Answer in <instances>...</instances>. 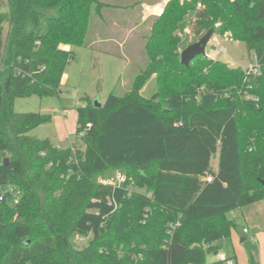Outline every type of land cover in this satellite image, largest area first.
<instances>
[{"label": "trees", "instance_id": "16d2710c", "mask_svg": "<svg viewBox=\"0 0 264 264\" xmlns=\"http://www.w3.org/2000/svg\"><path fill=\"white\" fill-rule=\"evenodd\" d=\"M196 1L170 0L155 16L130 90L77 108L81 148L31 135L52 115L14 103L60 96L72 47L94 49L103 32L91 34L92 16L109 26L122 10L101 0H8L0 10V264H225L206 253L236 226L228 213L264 202V0ZM46 7L59 11L46 32H26ZM187 27L231 32L259 71L208 54L183 65ZM115 169L125 181H111Z\"/></svg>", "mask_w": 264, "mask_h": 264}, {"label": "rangeland", "instance_id": "374dc122", "mask_svg": "<svg viewBox=\"0 0 264 264\" xmlns=\"http://www.w3.org/2000/svg\"><path fill=\"white\" fill-rule=\"evenodd\" d=\"M110 1L123 4L124 0ZM201 2L202 0L195 2L194 6L196 10L205 7ZM198 4L201 5L199 6ZM125 7L127 8L128 6ZM129 7L122 9L121 12H118L119 16H117L118 21L126 19L124 25L119 24L123 30L121 29L118 34L119 40L125 42L124 47L121 48L120 43H116L115 41L109 42V46L106 47L107 50L102 48L103 44L101 42L94 44V49L82 44L73 46L74 58L65 67L64 83L60 88V96L49 95L40 97L37 94H33L29 97H17L14 103L17 112L40 111L52 115L49 123L36 126L30 132L31 135L49 138L61 148H66V146L72 144L76 148H81L84 146V142L82 136L76 133L77 108L84 105L87 101L92 103L98 100L103 103L113 90L117 94L123 95L131 89L134 77L148 63V56L144 50L147 41L146 37L151 32L154 19L148 18L147 20H143V12H140L139 6L134 8ZM7 9L8 0H0V10ZM42 11L43 15L39 22L36 25L31 24L27 26L26 32H30L32 29L37 33L46 32L48 28L46 15L59 14L57 8L46 7ZM103 24V21L98 16L93 15L91 18V34L97 30L95 27L100 25L103 31L101 35H106L111 24L110 22L109 26ZM132 27L134 30L129 32V29ZM185 32L184 30L182 34V37L184 36L185 38L184 44L196 39L197 36L195 34ZM211 37L206 46V53L208 55L216 59L220 58L232 66L239 65L244 69H250L252 63L255 62L254 55L248 51L246 43L242 40H236L231 35V32H225L224 34L213 33ZM185 46L182 45L180 52L187 47ZM220 46L225 48V50L222 49V51ZM109 51L111 52L110 54L104 53ZM155 90V81L152 78L147 82L142 92L145 96L150 97ZM235 90L237 94L241 93L240 88ZM243 95L249 97L247 92ZM87 98L90 100H87ZM217 160L218 152L212 155V168L217 166ZM119 176L126 179V175L121 169H115L113 180L111 181L119 182ZM246 207L255 209L254 216L256 215L257 223L259 224H256V227H251L249 233H245L243 226L247 225L245 217L248 214L244 216L240 207L233 212H229L228 215L231 218H235L236 226L232 228L230 236L218 241L220 244L219 252L232 257L234 264H248L251 255L260 264L258 259L264 255V202L258 201L255 204L246 205ZM259 232H262V234H259ZM242 237H246V240H243ZM81 238V236L75 235L72 236L71 241L75 246L83 247L89 237L83 241H81ZM206 256L208 261L219 259L218 255L213 252H207Z\"/></svg>", "mask_w": 264, "mask_h": 264}, {"label": "crops", "instance_id": "0c3cea01", "mask_svg": "<svg viewBox=\"0 0 264 264\" xmlns=\"http://www.w3.org/2000/svg\"><path fill=\"white\" fill-rule=\"evenodd\" d=\"M102 2L106 3V4H112L113 6L117 7L118 9L122 10V9H127L129 6V8H134L136 6H139L140 8V12L142 11L143 12V20H147L148 18H155V16H158L160 15L163 10L165 9V6L166 4L170 1V0H124L123 1V4H117V3H114V2H111L110 0H101ZM125 6H128L127 8ZM195 14V12H191L189 15H188V18L189 17H193ZM106 20H107V23L109 25V22L111 24V27H109V30H108V33L106 35H100L99 33H97V38L95 40V43H99L101 42L103 44L102 48H104V50H107L106 47L109 46V42L111 41H115L116 43H120V47H124V44L125 42H123L122 40H119V33H120V30L122 29L120 25H122L121 23H124V21H118L116 19H113L111 18L109 15L106 17ZM120 24V25H119ZM125 28V27H124ZM151 29H152V26H151ZM102 30V29H101ZM123 30V29H122ZM134 29L133 27L129 29V32H132ZM185 33L187 32H191V30L189 29V27H187L185 29ZM194 34V33H192ZM204 34V32L201 34V35H196V39L194 40H191L189 43L187 44H191L193 42H196L198 40H200L201 36ZM118 35V36H117ZM217 39V37H216ZM184 41H185V38L183 36V40L182 42L180 43V50L182 49V45H186L187 44H184ZM185 46V47H186ZM184 47V46H183ZM106 48V49H105ZM127 59V58H126ZM65 75V74H64ZM64 83V77H63V80H62V84ZM85 105V104H84ZM76 119H77V112H76ZM78 120V119H77ZM218 158H219V154H218ZM217 162V166L215 168H213L214 170H217L218 166H219V162L218 160L216 161ZM245 209H244V208ZM243 207H240L241 210H242V213L245 215H247L245 217L246 219V223L247 225H244L243 226V231H244V228H248L249 231L248 232H245V233H249L250 230H251V227H256L257 225L256 224H259L257 223V217L256 215L254 216V213H255V209L251 208V207H246V206H243ZM251 208V209H249ZM233 212V211H232ZM235 219V218H234ZM259 234H262V232H259ZM255 236V235H253ZM253 238V237H252ZM243 240H246V237H242ZM218 254H222V255H225L224 253L222 252H219ZM227 256V255H226ZM229 257V256H227ZM230 259L233 260V264H234V259L232 257H229ZM260 264H264V255H262V257L260 259H258Z\"/></svg>", "mask_w": 264, "mask_h": 264}, {"label": "water", "instance_id": "95a60500", "mask_svg": "<svg viewBox=\"0 0 264 264\" xmlns=\"http://www.w3.org/2000/svg\"><path fill=\"white\" fill-rule=\"evenodd\" d=\"M214 30L209 29L207 30L200 38V40L193 42L185 49H183L180 54H181V62L183 65L188 66L191 61L198 55H207L206 53V46L208 45L210 39L212 38L211 36L213 35ZM95 105L101 106L102 103L99 102L98 100L94 101ZM7 161L8 158H5Z\"/></svg>", "mask_w": 264, "mask_h": 264}, {"label": "built area", "instance_id": "2783aa9c", "mask_svg": "<svg viewBox=\"0 0 264 264\" xmlns=\"http://www.w3.org/2000/svg\"><path fill=\"white\" fill-rule=\"evenodd\" d=\"M199 6L201 5V4H198ZM221 48V50L223 49V50H225V48H222V46H220ZM222 50V51H223ZM250 71H252V72H254V73H257L258 71H259V67H258V65H257V63H256V61L255 62H253L252 63V65L250 66V69H249V72ZM180 124H181V122H179ZM124 177H121V176H119V182L118 183H121L122 181H124ZM207 179L209 180V181H211L212 180V177L211 176H207ZM171 226H173L174 228L177 226V224L176 225H174V224H172ZM249 231V229L248 228H244V232H248ZM170 233H172V231H170ZM82 240H84L83 238H81V241ZM218 255V258L220 259V260H222V261H224L225 262V264H233V260L232 259H230L229 257H227L226 255H222V254H217Z\"/></svg>", "mask_w": 264, "mask_h": 264}]
</instances>
